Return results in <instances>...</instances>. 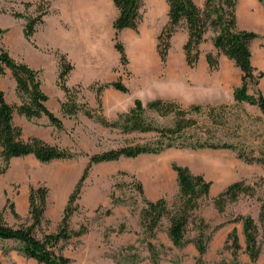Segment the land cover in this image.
<instances>
[{
    "label": "rangeland",
    "instance_id": "rangeland-1",
    "mask_svg": "<svg viewBox=\"0 0 264 264\" xmlns=\"http://www.w3.org/2000/svg\"><path fill=\"white\" fill-rule=\"evenodd\" d=\"M28 1L39 2L0 0V51L8 52L16 60H27L32 68L40 71L43 90L49 97L46 105L61 119L63 127H56L45 115L29 119L18 112L14 123L22 128L24 139L40 138L59 148L69 149L76 157L49 163L40 162L32 155L13 158L9 163L0 159V164L7 166L0 174V218L8 225L17 228L31 224L30 190L45 185L50 190L48 205L36 234L43 237L56 232L92 155L124 146L155 145L159 139L156 132L128 133L119 125L121 117L134 108L136 100H141L144 106L155 99L176 101L184 108L199 105L202 111L195 113L194 117L200 129L191 133L202 135L210 131L216 135V141L234 143L239 149L252 151L256 156L264 155V114L257 106L234 101V90L242 82L241 69L223 54L219 56L217 69L209 67L207 54H217L213 31L208 32L200 47L201 58L195 68L186 62L184 45L188 33L182 26L172 38L166 64L162 62L157 45L158 36L169 20L166 0H145L143 19L138 29H125L120 33L119 40L129 59L126 67L120 63V55L114 47L107 53L108 60L114 63L113 68L103 71L95 66L88 73L79 68L73 75L82 80L74 84L67 81L69 95L58 85L59 56L66 55L74 65L68 53L58 46H46L42 42L44 25L38 28L37 35L29 38L24 30L26 18H17L14 14L34 15L36 5L27 9L23 2ZM46 1L50 3V10L45 24L46 19L51 25L73 9L72 0ZM256 14L264 16V0H238V25L241 29L252 30L251 20ZM261 41L264 42V37L255 43ZM8 72L0 76V86L8 102L21 104L23 100L15 79L11 71ZM120 79L128 87V92L112 86L103 88ZM102 88L98 95L97 90ZM255 90L251 87L250 94ZM70 99L83 107L72 117L62 111V104ZM208 107L217 108L215 119ZM87 109L92 115L87 114ZM99 116L104 117L106 124L99 121ZM146 118L160 127L174 124L173 116L161 117L151 110L146 112ZM173 164L187 166L194 174L203 175L212 182L208 198L201 201L200 209L194 213L197 222L200 218L205 219L209 225L208 234L219 227L212 234L204 256L200 255L194 243L182 248L173 244L168 234L167 218L155 238L148 236L141 225L140 212L144 203L136 183L142 184L146 199L156 201L164 198L172 208L179 194ZM238 181L254 187L255 195H241L236 202L229 203L224 212H219L214 199ZM117 184H123L115 197L121 202L114 205L112 192ZM76 203L78 209L71 218V227L78 230L87 226L88 232L61 243L62 253L71 259L70 264H264V237L261 236L262 253L256 262H252L246 252L243 224L235 222L238 216H252L259 222L264 204V164L249 163L233 149L175 147L158 154L122 157L96 164L82 182ZM234 229L242 245L236 257L229 240ZM197 232L198 224L190 225L188 239L192 240ZM149 243L155 245V254L149 251ZM19 247L20 244L13 240H0V261L3 264H41L27 257Z\"/></svg>",
    "mask_w": 264,
    "mask_h": 264
},
{
    "label": "trees",
    "instance_id": "trees-1",
    "mask_svg": "<svg viewBox=\"0 0 264 264\" xmlns=\"http://www.w3.org/2000/svg\"><path fill=\"white\" fill-rule=\"evenodd\" d=\"M118 9V15L114 20L115 48L120 55V63L126 67L129 59L123 43L119 40L120 33L125 29L137 30L144 14L145 0H112ZM168 3V23L158 36V52L161 60L166 64L169 51L172 47V38L179 28L185 27L188 33L184 45L186 62L191 68H195L201 58V45L206 41L209 31L214 32L213 45L217 54L209 53L206 56L211 70L219 67V56L221 54L234 61L241 69L242 82L234 90V101L237 103L247 102L259 107L264 114V93L259 88L260 80L264 77L262 71H258L252 63V42L260 36L249 30L241 29L238 25L237 7L238 0H205L203 6H199L195 0H166ZM26 8L36 5L35 14L24 16L21 13H14L17 18H26L24 27L25 34L32 38L38 28L45 24V17L49 14L50 3L46 0L39 2H23ZM58 85L67 95L70 89L67 81L74 65L67 60L66 55L59 56ZM11 71L16 83L17 91L22 97L21 104L8 102L5 91L0 87V159L9 163L13 158L34 156L43 163L54 160H65L76 157V154L69 149L59 148L40 138L32 137L28 140L23 138L22 128L15 125L14 116L18 112L27 118H40L47 116L51 123L58 128L63 127L61 119L56 116L46 105L48 95L42 87L40 71L32 68L28 63L13 58L8 52L0 51V76H5ZM112 86L121 92H128V87L123 81L103 86ZM256 90L250 94V88ZM102 89L97 90L100 95ZM76 101L71 99L62 104V111L65 115L72 117L82 109ZM221 107L220 109H223ZM210 114L215 119L217 108H209ZM154 111L161 117H174L173 126H156L146 118L147 111ZM87 114L92 115L90 110ZM202 111L199 105L184 108L176 101L155 99L146 106L141 100H136L134 108L123 115L119 124L124 132H156L158 141L155 145L124 146L117 149L103 151L90 157L85 169L84 176L73 191L68 205L65 208L63 219L59 228L54 233L43 237L36 234V229L42 224L48 205L49 188L45 185L32 187L29 194V215L31 224L22 227H13L0 218V240H13L20 244L19 250L27 257L37 260L41 264H70L71 259L62 253L61 243L67 242L74 237H80L88 232L87 226H81L78 230L71 227V218L78 209L77 200L81 194L82 182L85 180L91 168L99 163L116 161L122 157L133 158L142 154H158L169 148H189L193 150L203 148H223L238 151V156L245 161L264 164V155L256 156L252 151L246 152L239 149L234 143L216 141V135L206 131L199 135L195 132L200 129L198 120L194 114ZM99 121L106 124L104 117L99 116ZM221 124V123H220ZM177 173L179 194L173 207L161 198L150 201L144 197L142 184L136 183V189L143 196L144 207L140 212L141 225L145 233L155 238L165 218L169 221L168 234L176 247H185L194 243L201 256L208 250L212 234L219 228L216 227L208 234L209 225L205 219L200 218L197 222L194 213L200 209L201 201L208 198L212 182L205 179L203 175L194 174L189 167L172 165ZM7 166L0 164V174L5 172ZM123 184H117L112 192L113 204L120 203L115 199L117 189ZM241 195H255L254 187L246 185L243 181L230 184L215 199L214 206L219 212H224L229 203L236 202ZM14 210V208H13ZM15 212V210H14ZM110 212V211H109ZM17 215V213L15 212ZM235 222H242L243 232L246 241V252L252 262H256L263 250L261 236L264 237V204L261 207L259 222L252 216H238ZM198 224L196 236L189 240L187 237L190 225ZM232 241L231 248L235 257L242 248L240 236L236 229L229 236ZM149 251L155 254V245L148 244ZM0 264H3L0 261ZM158 264V263H157ZM234 264H239L235 262Z\"/></svg>",
    "mask_w": 264,
    "mask_h": 264
},
{
    "label": "crops",
    "instance_id": "crops-1",
    "mask_svg": "<svg viewBox=\"0 0 264 264\" xmlns=\"http://www.w3.org/2000/svg\"><path fill=\"white\" fill-rule=\"evenodd\" d=\"M72 2L73 9L60 16L57 22L49 25L46 19L42 38L46 46H58L72 59L75 68L68 78V84L82 80L81 77L73 75L79 68L86 73L95 66L103 71L113 68L114 63L108 60L107 53L115 47L113 23L118 15V9L112 0H72ZM195 2L202 5L204 0ZM251 25V31L260 36L253 41L254 43L252 42V63L258 71L264 73V42L255 43L264 37V16L260 14L253 16ZM26 63L30 64L27 60ZM15 86L17 87L16 81ZM259 88L264 93V77L260 80Z\"/></svg>",
    "mask_w": 264,
    "mask_h": 264
},
{
    "label": "bare ground",
    "instance_id": "bare-ground-1",
    "mask_svg": "<svg viewBox=\"0 0 264 264\" xmlns=\"http://www.w3.org/2000/svg\"><path fill=\"white\" fill-rule=\"evenodd\" d=\"M253 19V18H252Z\"/></svg>",
    "mask_w": 264,
    "mask_h": 264
}]
</instances>
